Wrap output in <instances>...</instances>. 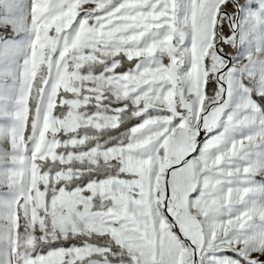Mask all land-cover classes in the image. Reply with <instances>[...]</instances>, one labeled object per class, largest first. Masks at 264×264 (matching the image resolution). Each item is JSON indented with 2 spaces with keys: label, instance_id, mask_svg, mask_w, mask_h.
Here are the masks:
<instances>
[{
  "label": "snow or ice",
  "instance_id": "obj_1",
  "mask_svg": "<svg viewBox=\"0 0 264 264\" xmlns=\"http://www.w3.org/2000/svg\"><path fill=\"white\" fill-rule=\"evenodd\" d=\"M0 264H264V0H0Z\"/></svg>",
  "mask_w": 264,
  "mask_h": 264
}]
</instances>
